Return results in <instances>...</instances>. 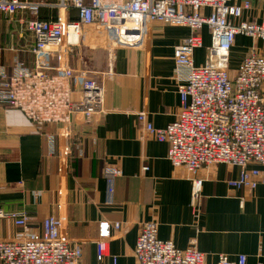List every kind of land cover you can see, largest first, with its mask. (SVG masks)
Masks as SVG:
<instances>
[{
  "label": "crops",
  "instance_id": "1",
  "mask_svg": "<svg viewBox=\"0 0 264 264\" xmlns=\"http://www.w3.org/2000/svg\"><path fill=\"white\" fill-rule=\"evenodd\" d=\"M41 1L47 6L39 18L62 14L57 7L61 0ZM245 1L249 8L240 20L264 21V0L230 4ZM64 15L78 19L73 9ZM30 18L26 12L0 15V65L8 74L14 60L33 67L34 38L25 25ZM189 34L185 27L151 22L139 48L114 47L108 33L95 26H82L77 37L69 38L72 46L62 50L65 64L103 85L104 113L87 124L75 115L67 127L49 125L39 131L20 111L0 104V210L26 212L29 231L35 233L41 232L44 219L58 218L62 236L80 245L81 264H137L133 250L145 222L157 224L160 240L181 250L194 246L207 262H216L219 255L230 260L244 255L246 264H264V186L252 192L231 189L226 182L237 177L238 169L210 166L196 175L203 184L193 201L189 175L172 167L167 144L156 141L139 121L144 113L153 128L164 129L175 120L179 96L173 50ZM201 35L195 66L206 62L210 47L207 30ZM252 51L264 56V41L235 37L231 75ZM80 84L76 77L71 83L73 100ZM105 166L121 171L111 206L105 204ZM102 221L120 228L111 234L109 255L99 259L95 241ZM22 233L12 221L0 219V241L16 240Z\"/></svg>",
  "mask_w": 264,
  "mask_h": 264
},
{
  "label": "built area",
  "instance_id": "2",
  "mask_svg": "<svg viewBox=\"0 0 264 264\" xmlns=\"http://www.w3.org/2000/svg\"><path fill=\"white\" fill-rule=\"evenodd\" d=\"M230 2L61 0L57 7L62 14L44 20L39 12L47 4L41 0H0V15H30L25 25L34 38L32 68L14 60L8 74L0 65V104L20 111L39 131L49 125L69 124L74 114L87 124L104 113V87L88 79L87 72L66 66L62 50L72 46L69 38L77 37L82 26H95L108 33L112 46L139 48L145 43L151 22L188 28L189 36L173 50L179 96L175 120L164 129L153 128L144 113L139 114V121L156 141L167 144V160L172 167L182 168L189 175L193 201L203 184L196 176L198 171L216 165L238 169L237 177L226 182L229 188L252 192L264 186V56L252 51L234 75L229 73L228 64L236 36L264 41V21H241L249 2ZM69 9L77 12V20L64 16ZM203 29L210 36V47L206 62L195 66L193 55L202 47ZM75 77L81 90L73 100L71 83ZM147 170L143 168V172ZM120 175L114 166L103 169L107 206L113 204L114 183ZM0 219L23 229L18 239L0 241V264H81L82 249L62 236L58 218L44 219L40 233L29 231L26 212L0 210ZM119 228V223L98 224L97 258L109 255L108 242ZM133 255L137 264H246L244 255L235 260L219 255L210 263L194 246L178 249L171 241L158 238L155 222L141 225Z\"/></svg>",
  "mask_w": 264,
  "mask_h": 264
},
{
  "label": "rangeland",
  "instance_id": "3",
  "mask_svg": "<svg viewBox=\"0 0 264 264\" xmlns=\"http://www.w3.org/2000/svg\"><path fill=\"white\" fill-rule=\"evenodd\" d=\"M64 16H65V15H64ZM63 49H64V48H63ZM70 69H71V68H70ZM72 70H73V69H72ZM75 71H80V70H75ZM74 116H75V114L72 115V117H74ZM72 117H71V118H72ZM70 120H71V119H70ZM68 125H69V124H65V125L62 124V126H61V125H60V126L57 125V127H67ZM65 135H66V134H65ZM65 138H68V137L65 136Z\"/></svg>",
  "mask_w": 264,
  "mask_h": 264
}]
</instances>
